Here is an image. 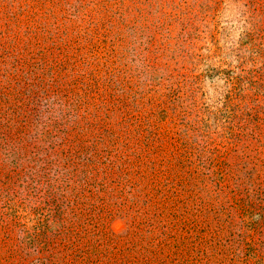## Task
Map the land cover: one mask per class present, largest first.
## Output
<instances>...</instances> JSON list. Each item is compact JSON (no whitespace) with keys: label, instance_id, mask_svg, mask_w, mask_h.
<instances>
[{"label":"rangeland","instance_id":"374dc122","mask_svg":"<svg viewBox=\"0 0 264 264\" xmlns=\"http://www.w3.org/2000/svg\"><path fill=\"white\" fill-rule=\"evenodd\" d=\"M0 264H264V0H0Z\"/></svg>","mask_w":264,"mask_h":264}]
</instances>
